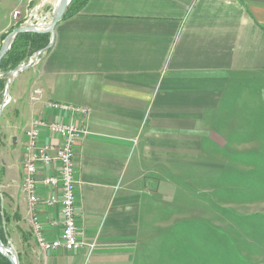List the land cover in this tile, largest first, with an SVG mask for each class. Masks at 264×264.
I'll return each mask as SVG.
<instances>
[{
	"label": "crops",
	"instance_id": "obj_1",
	"mask_svg": "<svg viewBox=\"0 0 264 264\" xmlns=\"http://www.w3.org/2000/svg\"><path fill=\"white\" fill-rule=\"evenodd\" d=\"M22 73L0 143V205L18 264H163L193 252L194 240L179 237L192 235L194 190L227 148L253 138L251 118H241L264 87V0H89ZM37 119L88 132L74 153L76 251L44 252L30 232L32 215L46 240L62 232L59 206L46 203L53 190L41 183L54 166L37 174L34 207L21 189L24 132ZM39 141L57 139L43 129Z\"/></svg>",
	"mask_w": 264,
	"mask_h": 264
},
{
	"label": "rangeland",
	"instance_id": "obj_2",
	"mask_svg": "<svg viewBox=\"0 0 264 264\" xmlns=\"http://www.w3.org/2000/svg\"><path fill=\"white\" fill-rule=\"evenodd\" d=\"M46 1L0 0V49L6 36L17 27L32 25L42 30L50 24L53 0ZM39 34H47L50 42L51 34ZM29 50L21 64H27L43 49ZM47 51L38 55L37 63ZM9 71L4 72L0 67V105ZM22 72L20 76L27 74ZM254 94L257 102L252 108H243L241 118H251L253 138L244 136L237 149L227 148L219 171L211 172V180L205 182V188L194 190L195 198L200 199L201 204L195 205L196 215L189 220L192 235L179 237L180 243L181 240H189V243L191 238L194 240L193 252L190 249L188 254L179 252L177 259L165 258L163 264H264V87L257 86ZM8 97L7 94L0 115V143L1 125L13 107ZM1 208L0 205V212Z\"/></svg>",
	"mask_w": 264,
	"mask_h": 264
},
{
	"label": "built area",
	"instance_id": "obj_3",
	"mask_svg": "<svg viewBox=\"0 0 264 264\" xmlns=\"http://www.w3.org/2000/svg\"><path fill=\"white\" fill-rule=\"evenodd\" d=\"M31 96L33 100L35 97H40V90L34 89ZM47 107L62 113L86 115L85 109L67 104L50 102ZM43 129H47L56 137L57 141L55 143H40L39 138ZM87 134L85 128L74 122L48 123L43 119L32 120L24 132L25 158L21 189L27 196L30 208L38 202L37 185L39 182L37 174L39 170L46 166H54L55 168V172L45 176L41 183L53 190L47 197L46 203L50 206H59L62 217V232L58 238L48 241L43 235L42 224L38 218L32 215L30 221V232L37 245L44 252L58 249L72 252L82 246L81 231L77 224L74 153L77 143Z\"/></svg>",
	"mask_w": 264,
	"mask_h": 264
},
{
	"label": "trees",
	"instance_id": "obj_4",
	"mask_svg": "<svg viewBox=\"0 0 264 264\" xmlns=\"http://www.w3.org/2000/svg\"><path fill=\"white\" fill-rule=\"evenodd\" d=\"M88 1L89 0H71L62 20L78 14ZM47 41L49 42L47 34L23 33L18 35L12 43L11 48L2 59L0 63L1 69L6 72L16 68L27 58L30 48L37 47L39 50L45 49L48 44ZM8 222L9 218L2 210L0 212V240L3 245L8 244V236L5 230ZM0 264H10V262L0 254Z\"/></svg>",
	"mask_w": 264,
	"mask_h": 264
},
{
	"label": "water",
	"instance_id": "obj_5",
	"mask_svg": "<svg viewBox=\"0 0 264 264\" xmlns=\"http://www.w3.org/2000/svg\"><path fill=\"white\" fill-rule=\"evenodd\" d=\"M70 1L71 0H60V4H59L57 10L55 12L53 11V13H52V19H51L50 24H48L45 29L39 30L38 28H36L32 25H21L6 36V38L3 42V45L0 49V61L5 56L7 51L11 48V45H12L14 39L20 34H23V33H36V34L49 33V34H51V40H50L49 44L45 47V49L35 53L33 55V57L27 62V64L18 65L16 68H14L13 70L9 71L6 74L7 75V82H6V86H5V96H4L3 102L0 105V115H1L3 107L5 106V100H6L5 98H6V95L9 93V87L11 85L12 80L22 71L27 70V69L31 68L32 66H34L37 63L38 55L47 51L51 47L52 42H53V37H54V30H55L56 26L58 25V23L61 21L62 16L66 10V7L70 3ZM0 254L3 257H5L10 262V264H18V258L16 256V253L14 252L12 246L9 244L3 245L1 240H0Z\"/></svg>",
	"mask_w": 264,
	"mask_h": 264
},
{
	"label": "bare ground",
	"instance_id": "obj_6",
	"mask_svg": "<svg viewBox=\"0 0 264 264\" xmlns=\"http://www.w3.org/2000/svg\"><path fill=\"white\" fill-rule=\"evenodd\" d=\"M46 1V0H44ZM50 1V0H49ZM47 2V1H46ZM52 2V1H51ZM60 4V0H53V8H54V12L57 10L58 6ZM40 28V27H39ZM11 80V79H10ZM9 80V81H10Z\"/></svg>",
	"mask_w": 264,
	"mask_h": 264
}]
</instances>
